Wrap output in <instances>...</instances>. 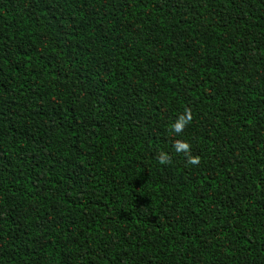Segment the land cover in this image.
Segmentation results:
<instances>
[{
    "label": "trees",
    "instance_id": "1",
    "mask_svg": "<svg viewBox=\"0 0 264 264\" xmlns=\"http://www.w3.org/2000/svg\"><path fill=\"white\" fill-rule=\"evenodd\" d=\"M0 264H264V0H0Z\"/></svg>",
    "mask_w": 264,
    "mask_h": 264
},
{
    "label": "clouds",
    "instance_id": "2",
    "mask_svg": "<svg viewBox=\"0 0 264 264\" xmlns=\"http://www.w3.org/2000/svg\"><path fill=\"white\" fill-rule=\"evenodd\" d=\"M191 121V114L187 109L181 114H179L170 124L169 130L175 134L180 135L185 128L189 125ZM173 149L176 153H183L187 157V163L190 165L199 164L198 157H192L189 155L191 150V145L187 141L177 140L173 144ZM158 161L161 165H166L169 163V156L167 153L161 152L158 156Z\"/></svg>",
    "mask_w": 264,
    "mask_h": 264
}]
</instances>
